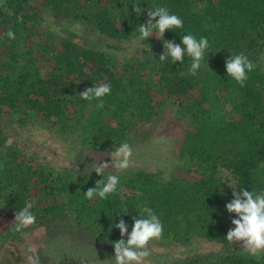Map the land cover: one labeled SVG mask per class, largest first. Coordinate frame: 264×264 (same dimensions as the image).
<instances>
[{
  "label": "trees",
  "instance_id": "16d2710c",
  "mask_svg": "<svg viewBox=\"0 0 264 264\" xmlns=\"http://www.w3.org/2000/svg\"><path fill=\"white\" fill-rule=\"evenodd\" d=\"M156 6L183 20L163 40L207 37L195 76L187 55L183 63L158 59L164 49L155 30L138 39ZM9 29L14 40L4 35ZM240 53L255 65L244 87L224 65ZM103 83L111 85L103 108L79 96ZM165 101L176 118L165 165L138 158L140 164L100 177L92 168L39 159L30 138L19 137L43 130L90 151L108 153L124 142L134 149L143 128L153 132L163 121L157 113ZM109 174L119 177L117 191L86 199L84 192ZM241 187L264 191V0H0V264H20L17 258L26 264L33 253L40 264H58L42 251L47 238L37 231L66 218L89 232L92 245L113 248L122 237L112 225L123 219L130 233L132 217L145 206L163 224L162 237L148 248L155 241L204 244L156 264H264V254L249 256L225 239L236 217L224 205ZM26 201L36 223L15 232V212ZM32 236L38 245L30 246Z\"/></svg>",
  "mask_w": 264,
  "mask_h": 264
},
{
  "label": "clouds",
  "instance_id": "9594fccd",
  "mask_svg": "<svg viewBox=\"0 0 264 264\" xmlns=\"http://www.w3.org/2000/svg\"><path fill=\"white\" fill-rule=\"evenodd\" d=\"M133 11L139 15L142 9L137 4L133 6ZM173 28H183V20L178 15L171 14L163 6L149 8L146 23L139 25L138 39H148L155 30L159 34V39L163 40L164 33ZM4 35L10 40L15 39V33L11 29ZM208 47L207 37L197 39L192 34H186L181 36L180 44L175 43L173 40H163L164 51L158 59L164 62L171 58L172 63H183L184 57L187 55L192 60L189 74L195 76L201 67V62L204 60ZM224 65L227 75L241 87L245 86L248 73L255 68L254 63L243 53L229 55L225 59ZM110 93L111 85L103 83L85 89L79 93V96L87 101L95 99L98 101L96 107L103 108L102 98ZM132 154V147L127 142L121 143L112 151L104 153V155L111 157L110 164L93 162L91 164L92 171L102 177L105 170L109 168L117 171L126 170L129 167ZM118 184L119 177L109 174L106 179H99L94 187L88 188L84 192V196L88 200L95 197L107 199L110 194L117 191ZM232 197L233 199L226 203L224 207L227 212L234 213L236 218L231 220L234 227L227 231L225 239L230 244L242 242L241 248L249 256L259 257L264 254V191L257 193L241 187L238 191H232ZM32 207L33 203L26 201L24 207L15 212L13 221L15 232H22V230L36 223V217L31 211ZM141 213L138 217H132L133 223L130 233H128V225L123 219L112 225L119 230L122 237L112 244L114 257L109 260L112 261V264H145L147 258L151 255L148 248L149 243L162 237L163 224L153 209L145 206L142 208ZM126 233L127 239L125 240L123 237ZM27 260L29 264H40L39 256L35 253L29 255ZM86 262L89 264L86 258L80 259V264H86ZM98 264H101L99 260Z\"/></svg>",
  "mask_w": 264,
  "mask_h": 264
},
{
  "label": "rangeland",
  "instance_id": "374dc122",
  "mask_svg": "<svg viewBox=\"0 0 264 264\" xmlns=\"http://www.w3.org/2000/svg\"><path fill=\"white\" fill-rule=\"evenodd\" d=\"M95 36H90V40H94ZM170 105L165 101L158 107L157 117L161 121L158 128L153 132L143 128L140 131V141L134 149L132 148V157L130 162L133 165L140 164V161L165 165L170 162V136L175 130L176 118L174 112L169 110ZM172 122V125H171ZM17 132V131H15ZM152 132V133H151ZM20 138H27L31 144V148L36 147L39 159L49 160L52 164L61 168H72L83 171L92 168V163H109L111 157L104 155V152L90 151L82 149L73 144L72 141L63 137L54 136L51 132L43 130H24L21 131ZM170 141V142H169ZM140 159V161L138 160ZM112 170V168H109ZM71 218H66L62 225L48 231L46 228H39L37 231L43 236L45 242L42 251L53 257L58 264H80L81 258H86L89 264H112L114 257V249L102 245H92L90 242L89 232L81 225L72 224ZM62 229H59V228ZM44 240V239H43ZM30 246H36L38 243L30 238ZM202 242H192L187 245L167 246L152 243L149 248L151 255L147 258L145 264H156L176 257H184L193 253L201 247ZM240 243V247L242 242ZM203 244V243H202ZM204 245V244H203ZM8 254H13L14 250L9 248ZM20 264H24L20 258H17ZM29 264V263H26ZM87 264V262H86Z\"/></svg>",
  "mask_w": 264,
  "mask_h": 264
}]
</instances>
